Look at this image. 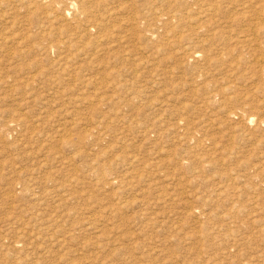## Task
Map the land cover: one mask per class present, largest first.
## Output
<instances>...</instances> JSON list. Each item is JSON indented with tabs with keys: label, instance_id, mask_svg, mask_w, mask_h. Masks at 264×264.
I'll use <instances>...</instances> for the list:
<instances>
[{
	"label": "rangeland",
	"instance_id": "rangeland-1",
	"mask_svg": "<svg viewBox=\"0 0 264 264\" xmlns=\"http://www.w3.org/2000/svg\"><path fill=\"white\" fill-rule=\"evenodd\" d=\"M245 1L0 0V264H264Z\"/></svg>",
	"mask_w": 264,
	"mask_h": 264
},
{
	"label": "bare ground",
	"instance_id": "bare-ground-1",
	"mask_svg": "<svg viewBox=\"0 0 264 264\" xmlns=\"http://www.w3.org/2000/svg\"><path fill=\"white\" fill-rule=\"evenodd\" d=\"M57 1H58V0H48V4H49V7H50V10L53 11V10L58 9V8H56V6H55L56 4L53 5V4L56 3ZM98 1H99V0H98ZM246 1H247V0H246ZM246 1H245V2H246ZM112 2H113V1H112ZM81 3H83V2H81ZM90 3H91V1H90ZM92 3H93V0H92ZM108 3H109V2H108ZM204 3H206V2H204ZM246 3H247V2H246ZM251 3H252V2H251ZM248 4H250V3H248ZM82 6H83V7H81V5L79 4V7H78V9H77L78 13H82V14H83L85 11H86V12H89V11L87 10V8L85 7L84 4H83ZM100 6H101V5H100ZM200 6H202V5H200ZM95 7H96V6H95ZM244 7H245V6H244ZM43 8H44V7H43ZM122 8H123V7H122ZM97 9H98V8H97ZM116 10H117V9H116ZM205 10H206V9H205ZM262 10H264V8H262ZM74 11H75V10H74ZM74 11H73V12H74ZM108 11H109V10H108ZM110 11H111V10H110ZM54 12H55V11H54ZM75 12H76V11H75ZM86 12H85V14H87ZM94 12H95V10H94ZM105 12H106V11H105ZM91 13H92V12H91ZM96 13H97V12H95V14H96ZM112 13H113V12H112ZM89 14H90V13H89ZM89 14H88V15H89ZM92 15H93V13H92ZM108 15H109V14H108ZM38 16H39V15H38ZM90 16H91V15H90ZM90 16H89V17H90ZM94 16H96V15H94ZM94 16H93V17H94ZM36 17H37V16H36ZM80 17H81V16H80ZM84 17H85V16H84ZM91 17H92V16H91ZM93 17H92V19L95 18V17H94V18H93ZM97 18L100 20V17L97 16ZM38 19H39V18H38ZM98 19H97V20H98ZM89 20H90V18L88 19V21H89ZM91 21H92V20H91ZM95 21H96V20H95ZM95 21H94V23H95ZM97 22H98V21H97ZM43 23H44V22H43ZM95 24H96V23H95ZM96 25H97V24H96ZM254 63H255V64H258V65L261 66V67H264V57H255V59H254ZM252 120H254V118H252ZM15 126H16V125H15Z\"/></svg>",
	"mask_w": 264,
	"mask_h": 264
}]
</instances>
